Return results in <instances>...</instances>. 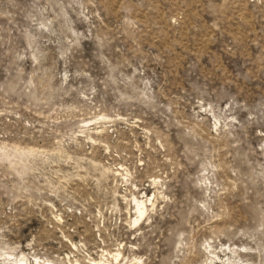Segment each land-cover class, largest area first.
I'll return each instance as SVG.
<instances>
[{"label":"rangeland","instance_id":"374dc122","mask_svg":"<svg viewBox=\"0 0 264 264\" xmlns=\"http://www.w3.org/2000/svg\"><path fill=\"white\" fill-rule=\"evenodd\" d=\"M19 259L264 264V0H0Z\"/></svg>","mask_w":264,"mask_h":264},{"label":"bare ground","instance_id":"6f19581e","mask_svg":"<svg viewBox=\"0 0 264 264\" xmlns=\"http://www.w3.org/2000/svg\"><path fill=\"white\" fill-rule=\"evenodd\" d=\"M143 202L142 201H139V200H136V213L138 214V216H137V218L135 219V221L137 222L138 221V218L142 215V214H144L143 212H144V210H146L145 209V206H143ZM142 217V216H141ZM23 258V257H22ZM19 261H20V263L19 264H21V259H19ZM24 264H25V262H24ZM94 264V263H93Z\"/></svg>","mask_w":264,"mask_h":264}]
</instances>
